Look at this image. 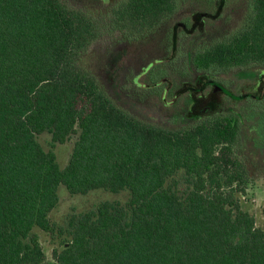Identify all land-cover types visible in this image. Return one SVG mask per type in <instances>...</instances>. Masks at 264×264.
<instances>
[{
  "label": "trees",
  "instance_id": "1",
  "mask_svg": "<svg viewBox=\"0 0 264 264\" xmlns=\"http://www.w3.org/2000/svg\"><path fill=\"white\" fill-rule=\"evenodd\" d=\"M133 1L144 15L165 2ZM253 3L208 61L264 64V0ZM97 32L62 0H0V264H45L35 229L49 237L54 264H264V231L238 197L246 170L235 123L171 130L130 116L80 63ZM42 134L51 147L75 137L63 168ZM60 186L128 199L55 224Z\"/></svg>",
  "mask_w": 264,
  "mask_h": 264
},
{
  "label": "flooded vegetation",
  "instance_id": "2",
  "mask_svg": "<svg viewBox=\"0 0 264 264\" xmlns=\"http://www.w3.org/2000/svg\"><path fill=\"white\" fill-rule=\"evenodd\" d=\"M73 1L79 5L76 11L98 26L93 41L98 44L88 53L94 57L97 73L103 74L102 88L112 102L147 123L156 117L161 122L162 116L155 111L160 104L173 107L180 99L185 107L182 121L207 117L232 120L240 142L244 143L240 134L245 128L248 131L254 152L248 163L256 178L263 180L264 127L260 122H264V64L207 60L212 47L244 26L225 33L214 24L224 19L227 0H165L154 3L152 14L147 15L145 4L133 0ZM211 8L213 12H209ZM96 17H103L100 24ZM165 117L168 121L173 118L172 114Z\"/></svg>",
  "mask_w": 264,
  "mask_h": 264
},
{
  "label": "rangeland",
  "instance_id": "3",
  "mask_svg": "<svg viewBox=\"0 0 264 264\" xmlns=\"http://www.w3.org/2000/svg\"><path fill=\"white\" fill-rule=\"evenodd\" d=\"M62 2H64L67 6L72 7L74 9H77L79 7V5H77L73 0H62ZM210 4H213V1H211ZM209 12H213V9L211 8ZM252 12H253V0H227V6L223 14L224 19L214 24L218 27H223L224 32L228 33L231 29L239 28L237 26L240 24H242V26L245 25L247 23V20L251 17ZM94 19L97 20L98 23L100 24L101 19H103V17L100 18L96 17ZM93 44H94L93 46L91 45L92 48L90 47L89 49L90 52H94V50L96 49L95 46L98 44V42H95ZM80 63L82 66H84L87 69V71H89L94 76L97 84H99L100 87H104V85L101 83L102 79H104L102 78L103 74L99 75L97 73V70L95 69V65H94V57L90 56V53H88L81 59ZM183 103H184L183 99H180L178 103L173 107H163L162 104H160L158 107L155 108V111H156V115L160 114V116H162L161 117L162 120L161 122H159L156 117L153 123L158 126L171 130H182V129L194 128L197 125L204 123H211L215 121L216 117L201 118L199 120L190 121L189 123L182 121L181 120L182 115L185 112V107ZM171 114L173 118L170 121H168L165 115H171ZM247 124L248 123H246V125ZM260 126L264 127V122H260ZM245 129L242 132V135L240 134L242 138L244 137V143L242 141L241 143L237 137L238 139L237 144L234 145V150H233L235 156L245 166L247 172L246 181L244 183H237L240 185L241 188L240 189L241 192L238 193V197L242 209L250 213L254 218L255 226L264 231V222L261 213L262 209L264 208V178L263 180L260 178L257 179L255 176L256 173L255 169L248 163L251 162L254 152L252 150V146L250 145L248 139L249 137L248 131ZM260 133H261V128H260ZM252 136L253 135L250 134V138ZM74 139L75 137H71V139L67 141L65 144L55 145L54 147H51L49 135L42 134L41 136L38 137V140L45 151L52 149L55 152L56 161L58 165L62 168L68 162ZM242 154H244L245 157H243ZM177 180L179 181L180 190H184L185 182L183 181L181 174H178ZM57 193L59 198L58 205L51 212L49 216L50 221L55 224H60L61 222H63V220L68 215L81 214L89 210H93L101 202L109 201L112 203L123 204L128 199L127 192L113 194L101 189L90 191L86 195H70L63 186H60L58 188ZM34 232L38 235L40 245L45 254L46 257L45 264H54L51 255L53 245L50 244L49 237L38 229H35Z\"/></svg>",
  "mask_w": 264,
  "mask_h": 264
},
{
  "label": "water",
  "instance_id": "4",
  "mask_svg": "<svg viewBox=\"0 0 264 264\" xmlns=\"http://www.w3.org/2000/svg\"><path fill=\"white\" fill-rule=\"evenodd\" d=\"M204 112V111H203Z\"/></svg>",
  "mask_w": 264,
  "mask_h": 264
}]
</instances>
